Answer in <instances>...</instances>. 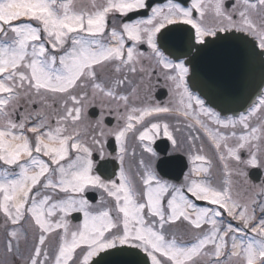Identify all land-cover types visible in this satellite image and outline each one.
<instances>
[{"label":"snow or ice","instance_id":"6c2138e0","mask_svg":"<svg viewBox=\"0 0 264 264\" xmlns=\"http://www.w3.org/2000/svg\"><path fill=\"white\" fill-rule=\"evenodd\" d=\"M142 10L146 18L109 28L110 15ZM172 39L175 51L168 48ZM143 44L149 51L139 50ZM212 50L224 64L245 54L264 57V0H191L190 6L104 0L87 10L74 0H0V213L12 225L30 217L38 231L27 264H264V215H255L256 206L264 214V203H241L230 179L214 184L212 160L203 154V143L197 146L201 136L192 134L203 132L228 177L235 171L247 179L241 165L264 168V150L255 143L264 142V123H250L257 111L264 112V96L235 119L205 107L186 78L188 65ZM144 59L160 69L147 73L149 80L155 75L170 82L178 106L136 107L141 85L125 94L129 73L146 71ZM146 87L151 90L150 83ZM22 101L40 107L21 114ZM49 101L60 107L52 109ZM96 103L100 114L89 136L88 109ZM105 108L124 125L105 132ZM173 113L191 130L185 153L191 167L183 183L163 178L170 160L153 147L162 133L173 152L181 151L168 123L152 122L139 131L149 156L133 176L125 167L126 135L146 117ZM108 136L118 145V174H109L106 163L97 166L95 154L100 161L110 155ZM90 192L100 193L97 203ZM76 213L82 223L73 227ZM225 214L237 225L219 219ZM177 222L195 233L192 241L171 230ZM9 236L7 252H18L22 233L13 229Z\"/></svg>","mask_w":264,"mask_h":264},{"label":"flooded vegetation","instance_id":"af4514ba","mask_svg":"<svg viewBox=\"0 0 264 264\" xmlns=\"http://www.w3.org/2000/svg\"><path fill=\"white\" fill-rule=\"evenodd\" d=\"M150 1V0H149ZM155 2L153 6H163L167 3V0L163 1L162 3H158L160 0H152ZM177 2H180L182 5L190 6L191 0H177ZM150 14V13H147ZM145 16L138 17L137 19H144ZM127 17L119 16L111 18L109 16V28H111L114 24L119 25L123 22H126ZM223 35V34H221ZM131 42L126 41V46H128ZM168 48L170 51H175L176 46L171 44V41L168 44ZM140 51L147 52L149 51L146 44L139 46ZM258 50V49H257ZM215 53L217 51L215 50ZM168 55V53H165ZM170 59L173 57H169ZM182 59H187L186 57H181ZM218 60H220L219 56L217 57ZM241 62L244 61V55L239 57ZM238 58H233L231 61H229L227 64L220 63L218 64L219 69H223L221 72L223 76L215 79L214 83H210L211 86H214V95H224L227 99L226 101H230V98L232 99V106L233 102L234 106L237 105V101L234 99L235 95H252L251 98L246 99V104L244 106H241L240 109L237 111L236 106L232 113H223L219 109V104L216 106L211 105L208 100L205 98L206 88L202 87L201 91L198 90L196 87H193V84H188L189 91L192 92L194 95L199 96L200 99L205 101V107L210 108L216 112H219L222 116H231L234 119L238 118V116L241 113H247V111L253 107L254 105L258 104L259 99L264 96V57L256 56L255 60L257 61V71L251 72L249 75L247 71H245L243 68L245 66V63L243 65L237 64ZM221 61V60H220ZM141 65L145 68L144 73H140L139 71L136 74L129 73V77L132 81V84L125 90V94H127L128 91H131V87H134L136 85H141V89L139 92V99L134 101V105L136 107H143L146 104L148 105H156L159 104L160 106H169L175 108L178 106L179 103V97L175 95L173 91L170 90V82L165 81L163 77L157 78V76L152 75L150 80L147 73L153 72V71H160L158 67L155 65V61H151L148 59H144L141 61ZM224 65V66H222ZM189 66V76H191V67ZM138 69L140 65L137 66ZM240 69V71H239ZM105 76L110 75L107 71L104 73ZM188 79V77L186 78ZM151 84V90H149L146 85ZM188 83V82H187ZM174 87V86H171ZM51 103V102H50ZM98 105V106H97ZM33 108H36L37 105H32ZM52 107L54 109H58L57 103H52ZM195 107V105H194ZM21 113L24 114L23 110H28L24 108L23 101L21 102ZM96 109V116L100 114V107L99 104H93L89 107ZM88 109V110H89ZM121 113L124 112V108H120L119 110ZM104 115H105V122L112 123L113 125L117 122L118 127H122L124 125V121L117 119L116 112H109L108 109H104ZM17 118L18 117H14ZM97 118V117H96ZM203 119H206L202 117ZM96 120V119H95ZM94 121L93 119L89 120L91 123ZM184 118L179 117L177 118L175 114H161L160 116H153V117H146L145 121L142 125H136L133 132H130L126 135L125 138V147L127 149L126 158H125V167L130 169V172L133 176H135L136 171L139 167V161L141 159H144L145 162L148 161V156L143 153L140 148L137 145V139L139 136V131H143L144 127H150V123L152 122H160V123H168L169 124V130L172 132L174 138L180 143L181 145V151L180 152H173L172 151V145L171 142L167 140L166 137H164L161 133V135L156 138L155 142L153 143V147L158 152L161 159H169L170 163H168L164 167V172L167 173V175H164L163 178L169 180L172 183L180 184L183 183V176L186 174L191 167V164L187 160V156L185 153L187 152L189 148V144L187 142V137L190 134V131L185 123L183 122ZM250 123L252 126H257L261 123H264V112L257 111V113L250 118ZM177 129H179L177 131ZM237 132H240V128L238 127ZM223 131V130H222ZM193 135L199 134L201 136V140L197 141V146H199L201 143L204 145V153L208 158L212 160L213 167L210 170L212 173L211 179L213 180V183L216 185L223 184V181L225 179L231 180V192L238 193L239 194V200L241 203H245L243 201L244 198L248 196V193H250L253 189L257 188L259 192L256 193V201L258 202L259 198H261L260 203H264V168H244L243 165L240 167L248 173L247 179H245L244 176L237 175L235 171H233L231 177H228L224 170H223V164L219 161L218 156L215 153V148L210 144V142L207 140V137L204 136L203 132L198 133H192ZM140 142V141H139ZM141 143V142H140ZM144 143H148V141H145ZM231 143V142H230ZM264 142H260L258 144L259 148ZM114 155V154H113ZM243 158H247V151L245 150L244 153H242ZM107 158H113V156L106 157ZM227 162L230 165V168L235 169V161L231 160V158L227 159ZM163 175V173H162ZM248 201V200H247ZM197 204L201 207L209 206L207 205V202L198 201ZM250 207L254 206L251 205ZM259 209V207H258ZM259 212V210H256L255 215ZM220 219L224 220L225 223L231 222L233 225H237V221H234L231 219V217L225 216L221 217ZM79 223L72 222L73 227L78 225ZM209 227V226H205ZM223 227V225H222ZM16 229L18 232L22 233L23 237L20 239L19 242V251L17 252L14 247V251L12 253H8L6 250V244L8 239H10L9 233L11 230ZM172 231H175L178 235L183 236L184 240L193 239L195 236V233L190 230V227L187 226L186 222L183 224L180 222H177L176 225L173 226L171 229ZM38 231L33 227V222L29 221L27 219L20 222L18 225H12L9 221L6 222L5 217H0V264H27L28 257L31 253V250L33 248L34 244V237L38 236ZM249 235H251L249 233ZM16 241H13V244L15 246ZM229 247H230V241H229ZM56 248V239L55 237H50L48 241V249L50 255H54ZM208 251H211V246L208 247ZM224 257H221V260H223Z\"/></svg>","mask_w":264,"mask_h":264},{"label":"water","instance_id":"95a60500","mask_svg":"<svg viewBox=\"0 0 264 264\" xmlns=\"http://www.w3.org/2000/svg\"><path fill=\"white\" fill-rule=\"evenodd\" d=\"M152 4V3H151ZM146 13V11H141L138 13H132L130 14V16L128 17V20H132L133 18H135L136 16H140V15H144ZM171 44H173L174 46H176V40L172 39L171 40ZM218 54L215 53V50L210 51L209 53H207L204 57L195 60L193 62V64L191 65L192 68V83L193 86H195L198 90L201 91L202 87L206 88V93H205V98L208 100V102L213 105L216 106L217 104H219V109L223 112V113H232L235 112L233 111V109L236 107V110L238 111L240 109L241 106H244L246 104V99L251 98L252 95H235L234 99L237 101V105L234 106V102H233V109L231 108V104H232V99L230 98V101H226L227 97L225 98V96L222 95H214V86H211L210 83H214L215 79L223 76V74L221 73L223 71V69H219L218 68V64L221 63L220 60H218ZM256 56H249V55H244V61L243 63L241 62L240 58L237 59V64L243 65L245 63L244 66V70L248 72V74L250 75L251 72H256L257 71V61L255 60ZM224 66V65H222ZM240 71V69H239ZM112 142H109V145H111ZM106 162V167H107V171L108 173L112 170L111 165L109 164V162ZM105 164V163H103ZM104 169H101V171H103ZM90 199L92 201L95 200V195H91L90 194Z\"/></svg>","mask_w":264,"mask_h":264},{"label":"rangeland","instance_id":"374dc122","mask_svg":"<svg viewBox=\"0 0 264 264\" xmlns=\"http://www.w3.org/2000/svg\"><path fill=\"white\" fill-rule=\"evenodd\" d=\"M74 2H75V4H76V6L78 7V8H84L85 10H87V9H89V8H91V6H92V4L93 3H95V4H102V3H104V0H74ZM110 17L111 18H113L111 15H110ZM51 101H49V103H50ZM52 103V102H51ZM54 104V103H53ZM37 105V108H39L40 107V105L39 104H36ZM57 105H58V107H60V103L59 102H57ZM98 106V105H97ZM113 107H114V105H113ZM33 110H35V108L33 109ZM89 120L90 119H88V123H89V125H91L89 128H88V134H89V136L90 135H92V134H94L93 133V131H92V126H94V123H95V120L94 121H92L91 123L89 122ZM53 125H54V120H53ZM108 126H106L105 125V132H108V131H110V130H115V129H117L118 128V125H117V122L112 126V128H107ZM110 137H112V136H110ZM107 139H108V137H107ZM260 142L261 141H257V142H255L257 145L258 144H260ZM136 146H138L139 148H140V150L143 152V153H145L144 151H143V147H142V144L139 142V139H137V145ZM260 149L261 150H264V143L260 146ZM117 151H118V145H117ZM106 154H109L107 151H106ZM115 154H116V152L114 153V155H113V157L115 156ZM98 155V154H97ZM145 155H149V154H147V153H145ZM110 155H107L106 157H109ZM257 192H259L258 190H257V188H255V189H253L250 193H248V196L246 197V198H244L243 199V201H245V203H247V204H249L250 205V202H251V200H253V199H255L256 200V193ZM98 193V201H99V199H100V193L99 192H97ZM232 195L234 196V197H236V198H239V194L238 193H234V192H232ZM109 200H110V198H109ZM248 200V201H247ZM97 201V202H98ZM96 202V203H97ZM1 215H3L2 213H0V216ZM83 218V217H82ZM10 222V221H9ZM80 223H82V220L80 221ZM79 223V224H80ZM226 251V250H225Z\"/></svg>","mask_w":264,"mask_h":264}]
</instances>
